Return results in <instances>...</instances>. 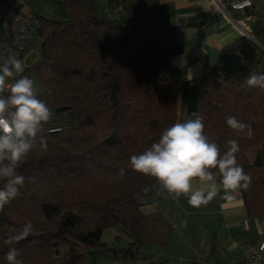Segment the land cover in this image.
Masks as SVG:
<instances>
[{"label":"trees","instance_id":"16d2710c","mask_svg":"<svg viewBox=\"0 0 264 264\" xmlns=\"http://www.w3.org/2000/svg\"><path fill=\"white\" fill-rule=\"evenodd\" d=\"M105 1L123 16H102L96 0H56L61 16L34 15L39 62L13 79L36 82L37 96L60 131L41 133L46 149L38 135L25 168L17 169L26 179L21 195L0 208V264H8L13 246L23 264H86L107 254L114 262L122 257L136 264L147 260L144 247H166L173 228L160 213L141 211L158 183L134 172L129 161L193 112L204 117V134L221 154L229 140L238 141L237 162L251 177L238 190L246 215L264 218V90L244 83L250 74L264 73V51L241 36L220 49L215 66L200 79L180 80L164 70L183 53L185 25L152 15L158 0ZM220 16L202 15V21ZM161 24L167 27L157 28ZM250 35L264 47L262 15ZM228 116L250 124L253 134L229 128ZM28 222L33 228L26 238L9 239ZM109 229L121 231L110 245L102 242Z\"/></svg>","mask_w":264,"mask_h":264},{"label":"clouds","instance_id":"9594fccd","mask_svg":"<svg viewBox=\"0 0 264 264\" xmlns=\"http://www.w3.org/2000/svg\"><path fill=\"white\" fill-rule=\"evenodd\" d=\"M22 70V61L14 55L0 60V180L5 181L0 187V208L21 195L26 178L17 169L33 149L38 135L41 148L48 146L41 133L52 111L36 95L33 79L28 76L12 79ZM9 80L11 87L5 94ZM244 83L249 88L264 90V73L250 74ZM226 124L238 132L247 130V135L253 134L251 125L235 116H228ZM204 127V117L198 112L166 127L149 148L130 157L131 169L153 178L169 194L187 197L192 206L208 204L221 188L227 199H233V193L247 188L251 182L237 162L238 141L229 140V149L221 154L219 146L204 134ZM120 175H124L123 169ZM32 228L28 222L18 235L9 239L26 238ZM19 256V250L13 246L7 251L6 260L8 264H23Z\"/></svg>","mask_w":264,"mask_h":264},{"label":"crops","instance_id":"0c3cea01","mask_svg":"<svg viewBox=\"0 0 264 264\" xmlns=\"http://www.w3.org/2000/svg\"><path fill=\"white\" fill-rule=\"evenodd\" d=\"M1 1L30 15L48 18L62 15L56 0ZM158 3L151 14L172 25H186L190 17L218 12L214 0H158ZM96 5L104 16L102 10L113 8L105 0H96ZM116 11L119 16L115 17L123 16L118 8ZM261 15V10L258 15L254 11L250 16L234 14L235 22L221 14L214 20H200L197 27L184 26L180 42L183 53L164 70L165 74H174L180 80L200 79L215 66L220 49L251 33L253 20ZM261 41L264 45V35ZM184 56L189 60L183 59ZM141 211L160 213L174 235L164 248L144 247L141 255L147 260H137L136 264H237L254 250L264 225V218L247 217L239 191L233 193V199H227L222 188L211 202L197 207L190 205L187 197L169 194L158 184L152 202L144 204Z\"/></svg>","mask_w":264,"mask_h":264},{"label":"built area","instance_id":"2783aa9c","mask_svg":"<svg viewBox=\"0 0 264 264\" xmlns=\"http://www.w3.org/2000/svg\"><path fill=\"white\" fill-rule=\"evenodd\" d=\"M214 1L218 12L230 17L232 21L237 22L233 16L234 14L250 16L253 10H261L264 19V0ZM38 30L39 20L34 15L27 14L0 0V60L13 55L20 59L21 55L31 45L32 40L35 39ZM23 66L24 64L22 63ZM11 82L12 80H9L5 94L10 89ZM35 91L37 95L38 89L36 86ZM58 131H60V128L52 126V123L49 121L44 125L42 133L51 134ZM237 264H264V225L259 242L254 250Z\"/></svg>","mask_w":264,"mask_h":264},{"label":"rangeland","instance_id":"374dc122","mask_svg":"<svg viewBox=\"0 0 264 264\" xmlns=\"http://www.w3.org/2000/svg\"><path fill=\"white\" fill-rule=\"evenodd\" d=\"M253 11L255 12V15L259 14V10H253ZM102 12L105 14V16L102 13H100V14L106 18H111V19L115 18L116 20L119 19V17L114 16L115 14L117 16H119V12L116 11V8H114V7L112 9H110L109 11L102 10ZM108 13H110L111 15H109ZM183 37H184V34L182 33V36H181L179 42L182 41ZM40 46H41L40 40L35 38L32 40L31 45H29L27 50L21 55L20 59H21L22 63L24 64V66H23L24 69H27L30 66H32L34 63L39 62ZM181 47L184 48V46L182 44H181ZM183 59L189 60V57L184 56ZM24 69L22 70V72L24 71ZM22 72L17 73L15 77L19 76ZM34 85H37L35 81H34ZM24 168H25V161L22 162V164L18 168V170L22 171ZM118 233H121V231L116 230V229H109V230L104 231V233L102 235V242H108L107 244L110 245V243L113 241V236L118 234ZM120 244L124 245L125 243L123 241H121ZM113 259H114L113 257H111L107 254V255H103L101 257H97V259L96 258L95 259L87 258L86 264H110V262H111V264H124V262H126L125 264H129L127 261H124V259L122 257H120V259L117 258L115 263H114Z\"/></svg>","mask_w":264,"mask_h":264},{"label":"water","instance_id":"95a60500","mask_svg":"<svg viewBox=\"0 0 264 264\" xmlns=\"http://www.w3.org/2000/svg\"><path fill=\"white\" fill-rule=\"evenodd\" d=\"M200 20H203L202 16H194V17H190L187 19L186 21V27H197L199 25ZM167 25L166 24H161L158 25L157 28H166ZM243 36L247 37L248 39H250L252 42L255 43V45H257L260 49H262L264 51V47L258 43L255 39H253V37L250 35V33H245Z\"/></svg>","mask_w":264,"mask_h":264},{"label":"bare ground","instance_id":"6f19581e","mask_svg":"<svg viewBox=\"0 0 264 264\" xmlns=\"http://www.w3.org/2000/svg\"><path fill=\"white\" fill-rule=\"evenodd\" d=\"M228 17V16H227ZM229 19H231L230 17H228Z\"/></svg>","mask_w":264,"mask_h":264}]
</instances>
